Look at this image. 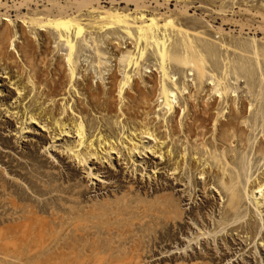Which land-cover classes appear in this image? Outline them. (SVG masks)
I'll return each instance as SVG.
<instances>
[{
    "label": "bare ground",
    "instance_id": "6f19581e",
    "mask_svg": "<svg viewBox=\"0 0 264 264\" xmlns=\"http://www.w3.org/2000/svg\"><path fill=\"white\" fill-rule=\"evenodd\" d=\"M253 3V0H0V66L6 65L4 70L12 66L16 71L18 81L10 84L17 85L15 103L22 106L31 97L30 105L21 113L23 123L41 124L49 119L54 137L73 134L76 139L66 149L78 164L89 166L93 158L111 160L121 149L128 161H132L136 152H150L166 164L174 181L181 182L182 172L190 174L188 180L194 190L202 180L204 191L215 189L219 197L226 198L215 229L246 234L253 241L259 227L257 221L249 218L245 226H233L241 219L240 208L246 200L251 201L256 213L264 214V171L248 175V160L243 155L249 149L264 167V139L250 144L249 136L259 127L264 133V6ZM196 4L198 8L192 7ZM9 23H13V29ZM92 29L104 35L107 31L120 32L132 45L123 52L115 50L117 55H123L118 60L123 64L122 78L112 72L109 86L102 92L92 91L91 77L81 70L79 63V54L87 48L85 39L92 35ZM243 36H250V41L243 40ZM258 36L260 39L256 40ZM215 37L218 43L212 41ZM111 41L105 38L107 46ZM94 51L100 56L98 48ZM149 56L155 59L156 65L152 67H156L157 74L147 77L144 74L152 72H147L150 67L143 62ZM179 73L185 74L182 81L175 76ZM79 76L85 83L81 90L90 99L89 111L95 110L106 132L113 133V125L129 126L126 135L117 141L104 138L99 132L95 140L92 135L85 136V125L91 129L94 120L89 118L84 124L82 119L88 115L85 105L75 100L74 106H70L71 97L65 98L70 92L79 94ZM188 76L192 77L190 82L185 80ZM238 83L246 85L245 97L241 94L244 91L238 92ZM54 106H58L57 113L52 111ZM8 113L17 116L19 111ZM25 129L28 128H20V133ZM145 139L150 142L145 144ZM168 190V185H161L158 211L161 244L182 230L185 216L182 200L173 195V190L167 193ZM208 203L206 200L205 204ZM8 239L4 237L5 251ZM165 247L166 244L161 254L166 253ZM5 253L2 257H7ZM167 260L163 255L160 264H167ZM204 261L203 255L194 254L179 258L175 264H211Z\"/></svg>",
    "mask_w": 264,
    "mask_h": 264
},
{
    "label": "rangeland",
    "instance_id": "374dc122",
    "mask_svg": "<svg viewBox=\"0 0 264 264\" xmlns=\"http://www.w3.org/2000/svg\"><path fill=\"white\" fill-rule=\"evenodd\" d=\"M253 1L251 5L264 6V0ZM192 7L198 8L199 4ZM199 11L204 12L201 9ZM9 25L13 29V23ZM96 31L92 29V35L86 37L87 48L81 50L79 63L81 70H86L85 74L91 77L89 82L92 91L102 92L107 90L108 77L112 72H117L119 79L122 78L123 64L118 60H122L123 55H117L116 51L123 52L132 45L129 46L130 41L120 32L113 34L107 31L104 35L105 33ZM106 37L112 40L108 46L105 43ZM250 38L242 37L245 41H250ZM259 39L260 36L256 38ZM212 41L215 43L216 37ZM95 48L100 50V56L94 51ZM155 63L152 56L143 62L144 66L150 67L147 72H152L145 73L144 76L157 74L156 67H152ZM5 66H0V264H160L163 255L168 259L167 264H175L179 262V258L194 254L203 255L204 263L211 264H264V214L256 213L250 200L243 202L240 208L241 219L233 226H245L249 218L257 221L259 227L253 241L246 234L237 235L236 232L227 233V229H215L226 198L219 197L215 189L207 191L205 188L204 191L202 180H199L198 187L194 190L188 180L190 174L185 175L182 172L179 176L181 182L174 181L167 173L166 164L150 152H136L132 161H128L124 149L120 148L121 153L113 154L111 160L99 161L93 158L89 160L90 167H83L66 149L76 139L73 134L54 137L53 128L48 125L49 119L41 123L46 124V127L36 122L30 125L28 122L23 123V119H20L21 113L24 107L30 105L31 97H27L22 106L15 103L18 99L17 85L10 84L18 81L16 71L12 66H9L10 70H4ZM184 75L179 73L175 76L182 81ZM77 78L79 94L73 95L70 92L71 95L65 98L71 97L70 106H74L75 100L82 101L81 104L85 105L86 109L83 108L87 112L85 114H88V119L84 113L81 114L85 117L81 116L83 122L94 120L95 124L91 127L93 132L85 125V136L92 135V140H95L99 132L104 138L117 141L124 133L126 135V128L129 126L122 127L123 124L115 127L113 125V133L105 131L99 115L95 110L89 111L92 109L89 106L90 99L81 90L85 83L80 76ZM187 79L190 82L192 77L188 76L185 80ZM239 85L238 92L244 91L241 94L245 97L246 85ZM52 108L53 112H58V106ZM29 110L30 107L27 111ZM9 111L19 113L11 116ZM40 113L42 116L43 112ZM107 116L108 119L111 118L110 115ZM22 127L28 129L21 134L19 129ZM261 133L259 127L252 136L249 135L250 144H255L260 138L264 139V133ZM144 142L148 144L150 141L145 139ZM243 155L248 160V175L256 176L264 171V167H261L262 161L253 157L249 149ZM90 172L92 175H89ZM162 184L168 185L167 193L173 190V195L182 200L181 207L185 212L183 228L177 230L175 237L165 243V254H161L165 244L159 241L160 222L158 224ZM170 200L169 197V202ZM206 200L208 205L205 204ZM203 233L204 235L198 236ZM4 237L10 239L9 243L6 242L7 246L12 243V247L6 246V251ZM3 252L8 253H5L7 257H2Z\"/></svg>",
    "mask_w": 264,
    "mask_h": 264
}]
</instances>
